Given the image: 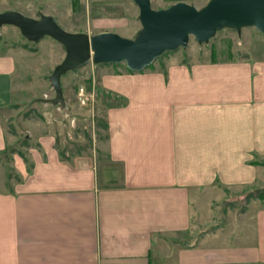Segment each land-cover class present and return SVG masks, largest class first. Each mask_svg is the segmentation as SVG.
Listing matches in <instances>:
<instances>
[{
	"label": "crops",
	"instance_id": "crops-1",
	"mask_svg": "<svg viewBox=\"0 0 264 264\" xmlns=\"http://www.w3.org/2000/svg\"><path fill=\"white\" fill-rule=\"evenodd\" d=\"M252 28L240 36L251 39ZM16 36L0 32V153L13 145L1 118L9 108L33 101L46 122L52 111L67 117L29 93L22 80L40 47ZM252 51L173 50L139 71L89 65L103 93L102 133L86 147L62 138L60 125H35L25 151L11 153L0 174V264H264L263 206L240 228L207 215L224 188L264 180V165L251 161L264 158V53ZM204 218L211 229L188 239Z\"/></svg>",
	"mask_w": 264,
	"mask_h": 264
},
{
	"label": "rangeland",
	"instance_id": "rangeland-1",
	"mask_svg": "<svg viewBox=\"0 0 264 264\" xmlns=\"http://www.w3.org/2000/svg\"><path fill=\"white\" fill-rule=\"evenodd\" d=\"M150 1L153 8H162L174 3L168 2L167 0ZM183 1H188L196 7H201L207 0ZM6 5H9V7ZM52 6L54 10L57 11V14H59L53 16L57 19L61 27L70 32H85L91 34L101 30L111 29L121 36L129 37L134 35L140 27L138 20L139 11L134 0H0V11L14 9L25 15H28L29 12L32 14H39L42 13L41 10L43 9H53L50 8ZM132 25H136L137 29L132 30ZM252 29L255 35L251 39L240 36V31L237 32L230 27L218 29L212 38L202 43H198L195 38L191 36L186 47H178L175 51L178 50L179 54L193 53L198 57H202L203 55L207 56L209 54L213 56H238L244 55V52L248 50H253L252 54H250L252 56H254V54H262L264 53V34L257 31L255 27ZM7 31L12 35H18V40H20V42L23 40L30 45L38 43L40 48L37 57L38 62L35 64L36 66L38 65V69L29 70L27 73H30L31 77L23 79L22 81H29L30 85L27 86V88L30 89V94L35 93L44 97L53 96V91H49V93L46 94H42V92L48 90L47 74L54 65L61 62L64 56L63 46L49 36L46 37V35L37 42H29L19 34L14 25L4 24L0 26V32L2 34ZM171 52L172 51L165 52L161 57ZM42 60L46 65L44 69L39 64ZM155 60H157V58ZM99 64L89 61L84 65L67 71L61 76L64 92L67 96V109L65 111L67 117L63 118L61 114L59 116L52 111L51 115H47V117H54L56 120L46 122L37 115V113L39 114L42 112L37 110L40 108L37 105L40 104L33 101L21 103L1 113V118L7 132L12 134L13 145L6 150L7 152L0 153V174L1 167L8 171L12 169L9 164L11 153L20 150L25 151L22 149V143H24L26 139L27 141L31 138L34 139L35 125H38V127H43L44 125L52 127L60 125L62 129L60 135L62 138L68 141L73 139L76 143H79V145L92 147L93 137L96 139L99 137V134L102 133L101 126L103 121L100 102L102 101L103 93L102 90L97 89L95 77L92 78V76H90L89 78L87 67L89 65L96 66ZM121 64L124 66L126 65L125 63ZM79 84L85 85L87 90L93 88L92 90L95 91L94 107L92 105V109L89 108V105L81 107L77 103L75 90ZM64 131L73 138L71 139L69 136V138H67V136L64 137ZM213 197L214 200L213 203H211V209L207 213L212 219L213 225H219L217 227L223 228V226L229 224L232 228H236L243 222V217L246 218V216L249 215V217L252 218L257 208H261V206L264 207V180L257 184L247 186V188L240 186H235L232 189L224 188V192L220 191V193H216ZM198 204L205 206V202ZM203 223H206L205 218L201 220V226L199 225L200 223L198 224V221L194 222L193 225L195 227L193 228V233L195 234H189L190 236H188V239L191 237L195 239V236H197L199 232L209 231L211 229V225L202 226Z\"/></svg>",
	"mask_w": 264,
	"mask_h": 264
},
{
	"label": "water",
	"instance_id": "water-1",
	"mask_svg": "<svg viewBox=\"0 0 264 264\" xmlns=\"http://www.w3.org/2000/svg\"><path fill=\"white\" fill-rule=\"evenodd\" d=\"M140 27L132 36H121L111 30L97 33L65 30L51 14L25 15L14 9L0 11V26H16L28 41L45 35L57 40L64 56L49 74L52 97L44 98L63 112L67 102L61 87V76L69 70L92 61L125 63L132 71L148 67L165 51L186 47L190 37L206 42L221 28L249 26L264 34V0H207L196 7L183 0L162 8H153L150 0H134Z\"/></svg>",
	"mask_w": 264,
	"mask_h": 264
},
{
	"label": "built area",
	"instance_id": "built-area-1",
	"mask_svg": "<svg viewBox=\"0 0 264 264\" xmlns=\"http://www.w3.org/2000/svg\"><path fill=\"white\" fill-rule=\"evenodd\" d=\"M87 90V87L83 84H79L76 87L75 90V98L77 103L83 107L84 105L88 106L89 108L92 109V105L94 107V90ZM94 109V108H93ZM148 264V263H147Z\"/></svg>",
	"mask_w": 264,
	"mask_h": 264
},
{
	"label": "trees",
	"instance_id": "trees-1",
	"mask_svg": "<svg viewBox=\"0 0 264 264\" xmlns=\"http://www.w3.org/2000/svg\"><path fill=\"white\" fill-rule=\"evenodd\" d=\"M168 2H174L175 0H167ZM165 52H168V51H165ZM164 52V53H165ZM161 56H159L158 58H160ZM157 58V59H158ZM116 64V63H115ZM152 65V64H151ZM150 65V66H151ZM253 163H256V164H263L264 165V158H259V159H255V160H251Z\"/></svg>",
	"mask_w": 264,
	"mask_h": 264
}]
</instances>
